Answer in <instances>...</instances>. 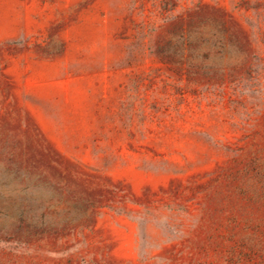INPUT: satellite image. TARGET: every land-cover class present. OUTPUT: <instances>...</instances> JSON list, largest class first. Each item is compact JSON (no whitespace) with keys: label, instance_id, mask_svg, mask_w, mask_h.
<instances>
[{"label":"rangeland","instance_id":"1","mask_svg":"<svg viewBox=\"0 0 264 264\" xmlns=\"http://www.w3.org/2000/svg\"><path fill=\"white\" fill-rule=\"evenodd\" d=\"M0 264H264V0H0Z\"/></svg>","mask_w":264,"mask_h":264}]
</instances>
